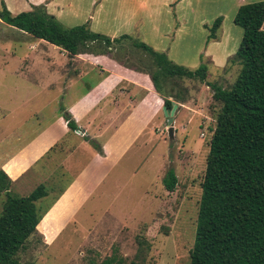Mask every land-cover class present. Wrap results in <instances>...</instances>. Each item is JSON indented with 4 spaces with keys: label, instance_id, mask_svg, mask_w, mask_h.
<instances>
[{
    "label": "rangeland",
    "instance_id": "obj_1",
    "mask_svg": "<svg viewBox=\"0 0 264 264\" xmlns=\"http://www.w3.org/2000/svg\"><path fill=\"white\" fill-rule=\"evenodd\" d=\"M56 1L60 21L67 26L88 24L111 37L130 34L146 42L140 36L144 33L149 45L154 23L165 33L170 23L179 27L186 18L184 36L164 44L156 40L153 47L191 69L207 64L208 77H161L164 96L178 105L172 139L163 95L157 90L162 102L154 97L157 104L144 106L138 119L126 118L134 107L129 98L123 101L131 88L123 82V94L116 93L118 113H111L118 100L101 102L92 110L97 115L76 121L79 129L74 131L64 113L76 120L70 107L87 92L90 81L75 74L74 60L59 46L23 35L0 19V169L14 178L11 191L16 195H29L40 184L49 192L38 202L44 216L18 258L32 264H104L111 257L116 258L113 264H191L207 156L222 108L207 83L231 88L241 71L234 55L222 63L225 51H219L215 61L208 57L210 30L202 22L212 23L232 0H161L154 16L140 8L139 0L49 3ZM23 2L13 13L31 9ZM238 26L241 35L229 46L239 43L234 54L244 33ZM88 50L81 54L108 52L123 66L157 70L153 57L130 40L111 49L95 43ZM95 68L101 73L102 67ZM90 73V78L96 74ZM143 105L136 111H143ZM170 168L178 176L174 191L163 182ZM72 187L77 188L75 196L62 200ZM5 201L3 193L0 214Z\"/></svg>",
    "mask_w": 264,
    "mask_h": 264
},
{
    "label": "trees",
    "instance_id": "obj_2",
    "mask_svg": "<svg viewBox=\"0 0 264 264\" xmlns=\"http://www.w3.org/2000/svg\"><path fill=\"white\" fill-rule=\"evenodd\" d=\"M0 19L24 34L61 47L70 59L89 51L95 43L110 49L115 43L130 40L153 57L157 70L151 77L168 109L174 102L164 96L161 77L200 81L208 77L207 64L191 69L129 34L112 38L93 31L88 24L67 26L45 4L14 14L3 1ZM234 21L244 29L234 54L241 64L239 76L231 88L207 83L222 108L207 156L191 264H264V1L242 5ZM222 23L223 16H219L207 26L209 39L217 38ZM64 115L68 127L78 130L72 115ZM163 182L169 191L175 190L178 176L173 168ZM12 184L11 176L0 169V195H6L0 214V264H32L22 262L17 255L36 232L44 216L38 202L49 192L40 184L29 195L20 196L11 191ZM115 261L111 257L104 264Z\"/></svg>",
    "mask_w": 264,
    "mask_h": 264
},
{
    "label": "crops",
    "instance_id": "obj_3",
    "mask_svg": "<svg viewBox=\"0 0 264 264\" xmlns=\"http://www.w3.org/2000/svg\"><path fill=\"white\" fill-rule=\"evenodd\" d=\"M3 1L6 3L7 7L12 12H14L13 8L15 5H18V4L23 2V0H20V1H17V0H0V8L2 6ZM155 1H157V3L154 5ZM159 1H161V0H139V6L143 10L145 9L146 10L145 12H147L149 14V16H154L156 13L155 11L157 10V8H155V6L160 3ZM164 1L165 2H170V1L173 2V0H164ZM181 1H183V0H181ZM259 1H264V0H232V2L228 5V7L226 9L227 11L226 10L223 11L222 15H220V16H223V23H222L221 28L218 31L217 38L216 39H209L210 32L207 34V45L208 46L206 48V52L209 53L208 54L209 58H211L213 61H215L216 54L219 51H221V52L225 51V53H224L225 55L221 59V61L223 63L224 61L228 60L229 56L234 55V52H235V50L239 44V43H237V45L235 47L229 48V46L231 44L233 45V40H235V36L237 38H239V36L241 35V30L239 29L238 24H236L234 20L232 21V19L230 20L227 18L228 13H225V12H230L229 18H231V16H233V18H235L239 8L242 5L247 4V3H255V2H259ZM27 2L30 5H28ZM27 2H23V5L29 6L31 8L30 10H32L33 5L46 4L50 13L56 15V17L59 20H60V15L63 18L62 11L59 12L56 10V5L58 4L57 1L55 3H52V2L49 3V0H46L44 3V0H27ZM151 3H152V5H151ZM149 5H151V7ZM51 7H52V9H50ZM53 8H55V9H53ZM176 9H177V6H176ZM23 11H29V10H23ZM23 11H19V13L23 12ZM53 12H56V14ZM184 16H185L184 13L180 14V17L184 18ZM213 22L212 23L202 22V25L205 26L207 29H209L207 26H211L213 24ZM167 27L168 28H167V31L165 33H160V28L157 24L154 23L151 26V28L149 29V31H150L149 34L151 36V40H153V41H151L152 43H150L152 45V47L154 46V44H156L155 43L156 40L159 41V44H164L166 39L176 40V39H178L177 37L181 36L182 34L184 36L185 35L184 30H186V28H187V19L185 18L184 23H181L179 27H177V24L175 25V22L170 23ZM15 29H17L19 31L18 28L15 27ZM19 32L22 33L21 31H19ZM23 35H29V34H23ZM142 35H143V39L146 42H150V41H148V39L146 40V38H144V33H141L140 36H142ZM29 37L32 38L31 35H29ZM112 38H116V37H112ZM24 39H27V37H24L23 40ZM39 41H42V43H44L43 41H45V40L40 39ZM42 43L40 45H42ZM113 47H110V49ZM30 49H31V47H30ZM62 50H64V49H62ZM65 52H66V54L68 53L67 51H65ZM164 52H166V51H164ZM91 58L93 59V61ZM72 59L74 60V63L76 64L75 68H74L75 74L78 75L79 77H84L86 79L88 78L87 80L90 81L87 83V87H88L89 91L87 90V92L82 97H80L78 100H76L73 103V105H71L72 107H70L72 111L74 110L73 113L75 112L74 115L76 117V121L82 120L87 115H89V116H92L94 114L97 115L92 110L95 107L99 106V104L101 102L111 103L112 101H115V103H116L118 100L117 107L115 109H113V111H111V113H118L117 111H118V108H120L121 104L119 105V103H120L119 94H116V93L117 92H121V93L123 92V90L120 87V86H122L121 82L129 84L131 86V88H129V89L130 90L132 89L131 91L130 90L127 91L129 93V95L127 94V95H125V97L122 96L124 98L123 101L125 99L129 98V101L132 103L131 107H134V110L129 108L126 118H130V117L133 118L134 117L135 119H138L144 112V109H145L144 106H147V105L149 106L151 104H157V102L154 103V100H151L154 97H156L157 100L160 102L163 101L161 99V95L157 92V89L155 88V85L152 81L151 73H147L145 71L138 70L135 67L123 66V65H121V63L119 61L112 58L110 53L99 54V55H95L94 53H86L85 55H83L80 53L78 55H75V57H73ZM216 59H217V57H216ZM92 65L95 67H98V66L102 67L101 73H97L96 72L97 69L95 67H93L91 69ZM90 71H93V73L94 72L96 73L91 78H90V76H91ZM143 89H145V90H143ZM143 93H146L149 96L145 97V95ZM141 105H143V111L137 112L136 110ZM114 107H115V105H114ZM119 113L121 114L120 111H119ZM147 113H148V111H145V114H147ZM92 118L93 117L90 118V121H87L89 123V125H91V122L93 121ZM115 118H117V117H115ZM119 120H122V119L120 118ZM73 187H72V191L68 195H64L62 197V200L66 201V199L69 200V199H72L73 196H75V194L77 193V188L73 189Z\"/></svg>",
    "mask_w": 264,
    "mask_h": 264
},
{
    "label": "water",
    "instance_id": "obj_4",
    "mask_svg": "<svg viewBox=\"0 0 264 264\" xmlns=\"http://www.w3.org/2000/svg\"><path fill=\"white\" fill-rule=\"evenodd\" d=\"M178 105L175 104L172 109H168L167 106L164 107L165 113L168 116V124H169V135L170 138H174V132H175V125H174V119H175V112Z\"/></svg>",
    "mask_w": 264,
    "mask_h": 264
}]
</instances>
